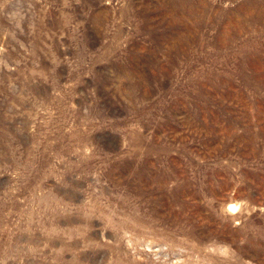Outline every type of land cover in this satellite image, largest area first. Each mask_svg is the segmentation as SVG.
<instances>
[{
	"label": "rangeland",
	"instance_id": "rangeland-1",
	"mask_svg": "<svg viewBox=\"0 0 264 264\" xmlns=\"http://www.w3.org/2000/svg\"><path fill=\"white\" fill-rule=\"evenodd\" d=\"M0 264H264V0H0Z\"/></svg>",
	"mask_w": 264,
	"mask_h": 264
},
{
	"label": "clouds",
	"instance_id": "clouds-1",
	"mask_svg": "<svg viewBox=\"0 0 264 264\" xmlns=\"http://www.w3.org/2000/svg\"><path fill=\"white\" fill-rule=\"evenodd\" d=\"M238 207H239L238 205L233 204V205L228 207L227 211L234 213V212L238 211Z\"/></svg>",
	"mask_w": 264,
	"mask_h": 264
}]
</instances>
